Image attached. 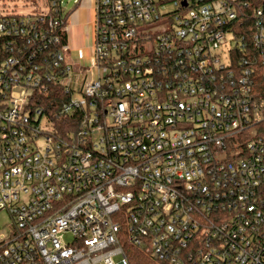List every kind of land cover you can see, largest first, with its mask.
<instances>
[{
    "label": "built area",
    "instance_id": "1",
    "mask_svg": "<svg viewBox=\"0 0 264 264\" xmlns=\"http://www.w3.org/2000/svg\"><path fill=\"white\" fill-rule=\"evenodd\" d=\"M4 1L0 264H264V0H96L79 65Z\"/></svg>",
    "mask_w": 264,
    "mask_h": 264
},
{
    "label": "crops",
    "instance_id": "2",
    "mask_svg": "<svg viewBox=\"0 0 264 264\" xmlns=\"http://www.w3.org/2000/svg\"><path fill=\"white\" fill-rule=\"evenodd\" d=\"M67 20V45L75 65L92 64L96 0H77Z\"/></svg>",
    "mask_w": 264,
    "mask_h": 264
},
{
    "label": "trees",
    "instance_id": "3",
    "mask_svg": "<svg viewBox=\"0 0 264 264\" xmlns=\"http://www.w3.org/2000/svg\"><path fill=\"white\" fill-rule=\"evenodd\" d=\"M70 13H71V11H69V12L65 11L64 18L67 19ZM249 13H251V12L249 11ZM248 18H250L249 21H251V19H252V23H253V18L251 17V14H248ZM249 21L247 22L248 24H249ZM240 34L246 36V34H248V30L247 29H242ZM62 43L63 44L67 43V33L63 34ZM249 46L252 47V57H253L252 60L256 64L257 60H256V57L254 55L253 45L249 44ZM255 69H259L257 67V65H256ZM257 75H258V78L260 80H262L261 79L262 78V74H261L260 71L257 72ZM53 98L54 97H52V95L48 96V97L40 96V101L44 102V104L48 105L49 109H50L51 108L50 104H51V101H52ZM59 98L64 99V100L66 99L62 95L61 96L60 95L55 96V99H59ZM56 111H57L56 109L51 108L49 113L56 114ZM63 120H68V119L64 118ZM58 126H59V129L61 131H64L68 125H66V123H64V126L63 125H58ZM125 249H126V252H127L132 264H155L156 263L154 258H152L149 255H147L145 253V251L143 249L139 248V247H136L134 245L126 243L125 244Z\"/></svg>",
    "mask_w": 264,
    "mask_h": 264
},
{
    "label": "rangeland",
    "instance_id": "4",
    "mask_svg": "<svg viewBox=\"0 0 264 264\" xmlns=\"http://www.w3.org/2000/svg\"><path fill=\"white\" fill-rule=\"evenodd\" d=\"M4 1V0H3ZM4 4L7 6H11V9H15L17 12L28 13L34 10L35 7L40 8L45 4V0H5ZM77 4V0H62V5L66 12L72 10ZM0 6L3 7V3H0ZM157 26L154 25L152 32L155 31ZM229 45H224L223 48L226 49ZM227 61L225 55L222 57V62L225 63ZM94 75H98L99 71L96 68L94 70ZM9 221H11L10 216L6 212H0V231L5 230ZM70 238V237H68Z\"/></svg>",
    "mask_w": 264,
    "mask_h": 264
}]
</instances>
